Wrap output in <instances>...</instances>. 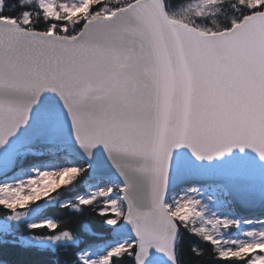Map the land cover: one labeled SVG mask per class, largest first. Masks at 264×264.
I'll use <instances>...</instances> for the list:
<instances>
[{
    "label": "snow or ice",
    "instance_id": "obj_1",
    "mask_svg": "<svg viewBox=\"0 0 264 264\" xmlns=\"http://www.w3.org/2000/svg\"><path fill=\"white\" fill-rule=\"evenodd\" d=\"M0 264H264V0H0Z\"/></svg>",
    "mask_w": 264,
    "mask_h": 264
},
{
    "label": "trees",
    "instance_id": "obj_2",
    "mask_svg": "<svg viewBox=\"0 0 264 264\" xmlns=\"http://www.w3.org/2000/svg\"><path fill=\"white\" fill-rule=\"evenodd\" d=\"M9 259H15L16 258V253L14 252H10V255L8 257ZM204 259H207V257H205Z\"/></svg>",
    "mask_w": 264,
    "mask_h": 264
}]
</instances>
